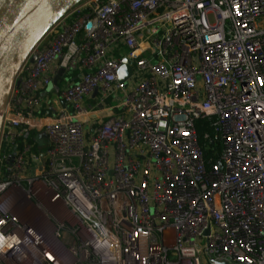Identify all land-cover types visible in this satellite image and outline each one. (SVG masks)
I'll return each mask as SVG.
<instances>
[{
	"label": "built area",
	"instance_id": "built-area-1",
	"mask_svg": "<svg viewBox=\"0 0 264 264\" xmlns=\"http://www.w3.org/2000/svg\"><path fill=\"white\" fill-rule=\"evenodd\" d=\"M1 117L0 264H264V0H83Z\"/></svg>",
	"mask_w": 264,
	"mask_h": 264
},
{
	"label": "water",
	"instance_id": "water-1",
	"mask_svg": "<svg viewBox=\"0 0 264 264\" xmlns=\"http://www.w3.org/2000/svg\"><path fill=\"white\" fill-rule=\"evenodd\" d=\"M83 0H0V129L1 113L5 108L14 80L32 50L44 35L76 4ZM31 62L35 57H31ZM125 61L119 77L123 82L130 76ZM64 72L54 79L56 85ZM97 90L94 92L95 96Z\"/></svg>",
	"mask_w": 264,
	"mask_h": 264
},
{
	"label": "trees",
	"instance_id": "trees-1",
	"mask_svg": "<svg viewBox=\"0 0 264 264\" xmlns=\"http://www.w3.org/2000/svg\"><path fill=\"white\" fill-rule=\"evenodd\" d=\"M196 130H197V134H198V139H199V143L201 145L202 148H205L206 146H211L210 141L206 140L204 138L206 133H210V128L206 122V120L204 119H200L197 121L196 123ZM206 151V154H210V151Z\"/></svg>",
	"mask_w": 264,
	"mask_h": 264
},
{
	"label": "crops",
	"instance_id": "crops-1",
	"mask_svg": "<svg viewBox=\"0 0 264 264\" xmlns=\"http://www.w3.org/2000/svg\"><path fill=\"white\" fill-rule=\"evenodd\" d=\"M64 106V105H63ZM115 106V105H114ZM115 109H117V108H115V107H112V108H108V109H105V111H103V112H108V110H115ZM116 113V112H115ZM105 116H107L106 114H103L102 116H96V115H93V117H87L84 121H97V120H100L101 118H99V117H105ZM74 119H81V117H74Z\"/></svg>",
	"mask_w": 264,
	"mask_h": 264
},
{
	"label": "rangeland",
	"instance_id": "rangeland-1",
	"mask_svg": "<svg viewBox=\"0 0 264 264\" xmlns=\"http://www.w3.org/2000/svg\"><path fill=\"white\" fill-rule=\"evenodd\" d=\"M116 104H118L117 103V101H115V100H113V101H109V105H116ZM112 113H114V111H112V110H109L108 112H103L102 114H101V116L103 115V114H106V115H109V114H112ZM38 140H39V142H40V144H42V145H44L45 144V142H46V140L44 139V138H40V137H38Z\"/></svg>",
	"mask_w": 264,
	"mask_h": 264
},
{
	"label": "bare ground",
	"instance_id": "bare-ground-1",
	"mask_svg": "<svg viewBox=\"0 0 264 264\" xmlns=\"http://www.w3.org/2000/svg\"><path fill=\"white\" fill-rule=\"evenodd\" d=\"M119 110L121 111V108H120ZM108 111H109V110H108ZM112 111H114V113H115V112L118 111V109H115V110H112ZM102 113H103V112L89 114V115H87V116H82L81 119L85 120L88 116H89V117H93V115L101 116ZM105 113H106V112H105ZM71 120H74V119L68 118V119H66V120H64V121H71Z\"/></svg>",
	"mask_w": 264,
	"mask_h": 264
},
{
	"label": "snow or ice",
	"instance_id": "snow-or-ice-1",
	"mask_svg": "<svg viewBox=\"0 0 264 264\" xmlns=\"http://www.w3.org/2000/svg\"><path fill=\"white\" fill-rule=\"evenodd\" d=\"M51 258V257H50Z\"/></svg>",
	"mask_w": 264,
	"mask_h": 264
}]
</instances>
